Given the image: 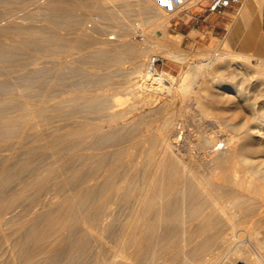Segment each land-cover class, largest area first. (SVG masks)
I'll list each match as a JSON object with an SVG mask.
<instances>
[{"label": "bare ground", "instance_id": "1", "mask_svg": "<svg viewBox=\"0 0 264 264\" xmlns=\"http://www.w3.org/2000/svg\"><path fill=\"white\" fill-rule=\"evenodd\" d=\"M31 6L34 10L26 16L18 12ZM95 13L99 21H107L106 27L99 21L92 28L85 26L84 15ZM130 14L145 25L143 39L132 38L137 32L132 26L113 31L116 36L107 33L111 26L128 24L125 17ZM2 16L7 17V23L5 26L0 20V65L15 53L30 51L32 58H27V65L17 71L20 76L10 83L19 94L4 97L1 95L6 92L0 91V143L28 128L35 130L40 119L49 121L47 129L12 148L10 154H1L0 147V188L18 181L9 197L0 198V245L6 248L5 264H48L59 256L63 264H264L260 238L264 205L251 201L249 195L264 197L258 185L264 184V116L260 112L264 107L259 111L256 100L261 92L244 87L245 76L236 81L235 75H226L233 57L235 63L241 58L238 67L247 71L251 66L247 60L252 58L264 66V54L243 49L220 54L206 48L200 49L199 60L193 63L188 51L181 49L180 38L166 33L171 15L152 0H0L3 21ZM33 21L46 22L47 26L35 28L29 25ZM33 42L40 46L29 50L28 44ZM159 50L183 63V71L195 72L193 90L184 93L186 88H179L184 90L181 97L174 95V76L160 73L157 56L151 54ZM85 51L94 61L87 67L88 74L97 79L94 84L100 89H85L88 83L81 81L70 89L56 90L62 79L65 82V77L82 71ZM42 52L48 55L44 57ZM126 59L132 62L129 79L116 85L125 88L133 103L126 108L129 112L115 111L118 93L109 94L113 79L105 75L113 67L123 71ZM43 76L49 78V92L44 94L46 100L35 104L24 91L34 89ZM8 86L1 87L7 91ZM54 86L56 89L50 90ZM158 102L159 110H143ZM178 102L181 104L176 108ZM73 106L76 113H69ZM192 109L199 113L190 129L178 119ZM239 109L249 116L239 118ZM102 113H106L104 120ZM149 116L161 120L155 123L147 119ZM207 121L219 126L227 144L215 149L220 143L204 131ZM125 140L131 145L123 146ZM183 142L221 169L220 182L218 177L194 174L199 162L193 160L191 149L187 154L182 152ZM39 153H47L54 161L38 160ZM67 157L77 158L79 167L69 169ZM31 166L35 170L28 176L32 182L28 185L21 172ZM54 169L61 175L45 177ZM50 187L59 190L50 192L54 197L43 205L44 213L34 212L38 216H32L27 227L20 226L16 217L10 219L11 215L4 218L29 190L34 189L39 197ZM75 226L79 229L76 232ZM54 244L62 246L59 252L52 249ZM255 248L260 250L259 256H254Z\"/></svg>", "mask_w": 264, "mask_h": 264}, {"label": "rangeland", "instance_id": "2", "mask_svg": "<svg viewBox=\"0 0 264 264\" xmlns=\"http://www.w3.org/2000/svg\"><path fill=\"white\" fill-rule=\"evenodd\" d=\"M42 1H44V0H42ZM203 1H205V0H195V1H193L192 3H190V4H188V5H186L185 7H184V10H182V12H180V13H177V14H175V15H169L170 17V22H169V25L167 26V28H166V33H167V35L168 36H171L172 38H180V40H181V43H180V47H181V49L182 50H184V51H188V53H189V56L190 57H192V59H190L193 63H197L198 62V60H199V56H197V53L200 51V49L201 50H203V49H206V48H209V49H211L212 50V52L213 51H217V53H222V52H225V53H229V52H235V53H238L240 50L239 49H236V48H234V47H227V40L226 39H222V38H220V39H211V40H209V41H205V40H199V42H195V41H191V40H189V39H186V40H184V37L182 36V35H180V34H178V31L175 29V23H176V20L178 19V17L180 16V14H182V13H184V14H187V13H189L193 8H195L197 5H199V4H201ZM156 3V2H155ZM90 4H91V2H90ZM158 5V4H157ZM135 10L137 9V7L136 8H134ZM133 9V10H134ZM34 9H33V6H31L28 10H23V9H18V12L22 15V16H24L25 14L27 15L28 14V12H32ZM162 11V10H161ZM19 13H18V15H19ZM21 15H19V16H21ZM25 15V16H26ZM84 15V14H83ZM96 15V16H95ZM98 14H94V16L92 15V16H86V15H84V17H86L85 19H87V20H85V26H87V28H92L93 26H95V22L97 21H99V19H100V16L98 15ZM8 16V15H7ZM21 16V17H22ZM1 18H4V20H5V22H3L2 21V19H0L1 20V24H4V23H7V17L6 16H2ZM126 18V22L128 23V24H126V25H121V26H111V27H109V30H111V31H107V33L110 35V36H116V33H113V31L115 32V31H118V30H120V29H122V28H129L130 26H132L133 28H135L136 30H137V32L136 33H133L131 36H132V38L133 39H135L136 40V38H137V40H140V38L141 39H143V36L141 35V30H143L144 28H145V25H143V24H141V21L139 22V19H137V18H134V17H132L131 16V14L130 15H128V16H126L125 17ZM128 18V19H127ZM92 21V22H91ZM101 21H103V22H101ZM87 22V23H86ZM100 23H99V25L101 24L103 27H106V26H104V24L105 25H107L106 23H107V21H105V20H103V19H101L100 21H99ZM136 22V24H134ZM34 23V24H33ZM87 24V25H86ZM5 26H6V24H4ZM3 25V26H4ZM29 25H32V26H34L35 28H45L46 26H47V24H46V22H42V21H33L32 23H30ZM139 27V28H138ZM143 28V29H142ZM112 29H114V30H112ZM109 36V37H110ZM136 37V38H135ZM29 46V47H28ZM28 49L29 50H32V49H35L37 46H40V44H39V42L37 43V42H33V43H29L28 44ZM33 48H32V47ZM219 46V47H218ZM35 47V48H34ZM221 47V48H220ZM223 48H225V50L223 49ZM227 49V50H226ZM229 49V50H228ZM227 51V52H226ZM164 51L162 52V50H159L158 52H155V53H151V54H155L156 56H157V62H156V68H157V70L160 72V73H163V72H166V73H169L170 75H172V76H174V78H175V82H174V88L176 89H174V95L176 96H179V97H181V93L184 91H181L182 89L181 88H183V87H185L186 89V91H184V93L186 92H190L191 90H193L192 89V83H193V81H194V77H192V76H194V73L195 72H193V71H189V70H184L183 71V68H184V64L183 63H181L180 61H176L175 59H171L170 58V56L168 55L167 56V54H166V52L164 53ZM48 55V53L47 52H42V56H44V57H46V55ZM86 54V55H85ZM88 53H87V51H85L83 54H82V56H81V58H83V59H81V61H82V66H83V69H82V71L80 72V73H72L69 77H65L64 78V81L65 82H63V79L61 80V82L60 83H58V85L56 86L57 87V89H56V87L54 88V87H52V89L50 88V90H64V88H69L70 89V86L72 85V84H74V83H76V84H79V83H82V82H86V83H88V85H85L87 88H85V86H84V88L85 89H92V90H94V89H100L98 86H96V84H94L96 81H97V79L94 77V76H89V74H88V68L87 67H91L92 66V64L94 63V61L92 60V59H90L89 57H88V55H87ZM166 54V55H165ZM27 55V56H26ZM17 56H19V57H17ZM21 56V57H20ZM85 57V58H84ZM166 57H168V58H166ZM29 59V61H30V58H32V54L30 53V51L29 52H27L26 54H18V53H15V54H13L12 56H10V57H8V58H6L5 60L7 61V59H8V62H3V63H1V65H0V75H2V76H0L1 78H0V80H2V81H0V91L1 92H3V93H5L6 92V95H1V96H4V97H15V96H17V94H19V91L18 90H15V89H11V87H12V84H10L12 81H14V80H16V78H17V75H18V77L20 76V73L19 72H17L18 71V69L20 68V66H23V65H27V62H29V61H27L28 59ZM231 58V57H230ZM10 59V60H9ZM21 59V60H20ZM47 59V58H46ZM45 59V61L47 62V60ZM233 59H235L234 57H233ZM233 59H231V60H229L230 61V64H232L231 66H229V68L227 69V73H226V75L227 76H231V77H233V75H235V80L236 81H238V80H240L241 78H244V76H245V83H244V87H246V88H249V89H251V90H257V91H260L261 93L262 92H264V66L263 65H260V64H257V60L256 59H254L253 60V58L252 59H249V60H247V62L249 63V68L247 69V71H245V70H241L239 67H238V65H239V63L240 62H242V59L241 58H237V61H236V63H235V61H232ZM23 60H24V62H23ZM26 60V61H25ZM42 60H44V58L42 59ZM84 60V61H83ZM127 60V62L124 64V67H123V71L121 70V71H117L114 67L113 68H111V70L109 71V73H107L105 76L106 77H110V80L111 79H113V81H112V83L115 85H113V86H111L110 88H108V90H109V94L110 95H113V94H115V93H118L117 94V103L115 104V107L113 108V110H119V111H126V112H129L126 108H128L129 109V106L133 103V100H132V97L130 96V95H127L126 94V92H125V88L123 87V89L122 88H117V87H119L118 85H116L117 83H120V84H125L127 81H128V79H129V77H128V75H129V72H130V70H131V68H132V62L131 61H129V59H126ZM175 60V61H174ZM45 61H43L44 63H45ZM236 65H235V64ZM131 64V65H130ZM4 65V66H3ZM42 65V67L44 66L43 64H41ZM131 66V67H130ZM203 66V65H202ZM261 66V67H260ZM5 67V68H4ZM256 67V68H255ZM85 68V69H84ZM254 68V69H253ZM259 68V69H258ZM3 69V70H2ZM262 69V70H261ZM2 70V71H1ZM251 70H253V71H251ZM5 71V72H4ZM6 71H8V72H6ZM10 71V72H9ZM117 71V72H116ZM2 73V74H1ZM188 73V74H187ZM233 73V74H232ZM3 74H4V76H3ZM5 74L7 75V76H9L10 77V75H11V77L9 78V77H6L5 76ZM13 74V75H12ZM16 74V75H15ZM78 74V75H77ZM85 74V75H84ZM245 74V75H244ZM81 75H83L84 77H85V79H84V77H82ZM125 75V76H124ZM183 75V76H182ZM241 75V76H240ZM81 76V77H80ZM188 76V77H187ZM3 77V78H2ZM8 78V79H6V78ZM128 77V78H127ZM186 77V78H185ZM41 79H39V83L37 84V86H35L34 87V89H32L31 87L30 88H28V89H26V90H28V91H24L25 93V95H30L31 94V100L33 101V103H35V104H37V103H39V101H41L42 99H45L46 100V97H45V95L44 94H47L48 92H49V87H48V77L47 76H43V77H40ZM74 78H76V79H73ZM82 78H83V80H82ZM6 79V80H5ZM67 79V80H66ZM115 79V80H114ZM193 79V80H192ZM9 80V81H8ZM41 80V81H40ZM73 80V81H72ZM86 80V81H85ZM252 80V82L251 83H256L255 84V86H252L251 84H250V81ZM8 81V82H7ZM71 81V82H70ZM82 81V82H81ZM123 81V82H122ZM182 81V82H181ZM262 81V82H261ZM46 83V84H45ZM64 83V84H63ZM178 83V84H177ZM180 83V84H179ZM182 83H183V85H182ZM185 83H186V86H185ZM189 83V84H188ZM250 84V85H249ZM258 84V85H257ZM7 85H9L8 86V89L9 90H7V91H4L5 89H3V87H1V86H7ZM178 85V86H177ZM249 86V87H247V86ZM260 85V86H259ZM89 86H90V88H89ZM251 86V87H250ZM258 86L260 87V89L258 88ZM64 87V88H63ZM79 87H81L82 88V86H79ZM113 87V88H112ZM254 87V88H253ZM35 88H36V90H35ZM63 88V89H62ZM80 88V89H81ZM112 88V89H111ZM181 89L180 91L178 90V89ZM191 88V89H190ZM116 89V90H115ZM188 89V90H187ZM39 91V93L38 92H34V91ZM46 90V91H45ZM81 90H84L83 88L81 89ZM263 90V91H262ZM31 91V92H30ZM122 91V92H121ZM176 91V92H175ZM7 92H10L9 94H7ZM12 92V93H11ZM27 92H29V93H27ZM111 92V93H110ZM115 92V93H114ZM14 93V94H13ZM27 93V94H26ZM38 93V94H37ZM119 93H120V95H119ZM176 93V94H175ZM183 93V94H184ZM259 93V95H258V97H257V102H258V105L260 106H258L259 108H258V110L260 111L261 110V107L263 106L264 107V93ZM121 94H123V95H125V96H121ZM261 95V96H260ZM252 98H253V96L252 95H250ZM260 96V97H259ZM121 97V98H120ZM37 98H39V100L37 99ZM41 98V99H40ZM131 99V100H130ZM123 103H122V102ZM125 101V102H124ZM126 104H127V106H126ZM180 102H178L175 106H176V108H179L180 107ZM262 104V105H261ZM47 105H49V104H45V106H47ZM77 106V108H75ZM76 106H73L71 109H73L74 110V108L77 110V111H79V105L78 104H76ZM122 108V109H121ZM152 108V109H151ZM159 108H160V103L158 102L157 104L155 103V105L153 104L152 106H144L143 107V110L145 111V112H147V111H151V110H159ZM68 109H70V108H67L66 109V111H68ZM70 109V110H71ZM68 111L69 113L71 112V113H76V111L74 110V111ZM193 111V112H192ZM239 111V118H245V117H248L249 116V114L247 113V111H245L244 109H239L238 110ZM261 112V114H262V112H263V116H264V110L263 111H260ZM136 113V112H135ZM199 113V110H196V109H192L189 113H186V114H184L182 117H179V119H178V122H180V124L182 123V124H187V125H189V127H190V129H192V128H194V126H195V115H197ZM134 113H132V114H129L128 115V117H130V116H132ZM188 114V115H187ZM78 115V114H77ZM248 115V116H247ZM187 116V117H186ZM100 117H101V119L102 120H104V119H106L107 117H106V113H102V114H100ZM181 118V119H180ZM147 119H149V120H151V121H157V122H155V123H158V121L159 120H161V118L160 117H157V116H149ZM155 119V120H154ZM180 120V121H179ZM38 121H39V119H38ZM210 123V124H209ZM48 124H49V121L48 120H46V119H40V121H39V125H37V127L38 128H36L34 131L32 130V129H26L25 130V132L23 133V134H18V135H16V136H14V137H12V138H10V139H8V140H5V141H2L0 144H4V145H0V147H1V154H10L11 152H13V151H11L12 150V148H16V146L17 147H20L21 145H24L25 143H28V142H30L31 140H33V138H34V136L35 135H37L38 134V132L40 133L41 131H44V129H47V126H48ZM212 122H210V121H207V122H205V125H204V131L206 132V134L209 136V137H211L212 138V140H214L215 139V142H219L220 144L215 148V149H217L218 147H222V145L223 144H225L226 142H223L225 139H226V137L224 136V134L221 132V130H220V128H219V126H217L216 124H213ZM41 125H42V127H41ZM40 126V127H39ZM179 126H181V125H179ZM41 128V129H40ZM140 131H137L136 133H135V135H137V133H139ZM213 133V134H212ZM30 134V135H29ZM21 135V137H19L18 138V136H20ZM27 136V137H26ZM218 136V137H217ZM29 138V140H27ZM217 140V141H216ZM20 141L21 143H18V142ZM3 142H5V143H3ZM188 142V141H187ZM187 142H183L181 145V150H183L182 152L183 153H185V154H187L188 152H189V150H190V152H191V156L193 157V160L196 162V163H198V166L196 167V170L197 171H195V175L197 174V176L199 175V177H204V175H207L208 177H210L211 176V178H213V179H215L216 180V178H217V182H220V181H218L219 180V177H220V171H221V169H219V168H217L216 167V165H215V163L214 162H212V160L208 157V158H205V160L203 159L204 157H202L203 155L202 154H200L199 152H196V150L195 149H193V148H189L190 146L188 145V143ZM8 143V144H7ZM130 142H128L127 140H125L124 141V143H123V146H129V145H131V143L129 144ZM221 143H223V144H221ZM227 144V143H226ZM9 145V146H8ZM29 146H30V144H29ZM32 146V145H31ZM226 147H227V145H226ZM225 147V148H226ZM214 149V148H213ZM3 151V152H2ZM134 151V153L136 154L138 151L137 150H133ZM212 151V150H211ZM200 155V156H199ZM49 155L46 153H42V154H38V160H40V159H43V161L44 162H46V161H48L49 162V160H47L48 158L50 159V162H52V161H54V160H52L50 157H48ZM40 157H43V158H40ZM45 157V158H44ZM197 157V158H196ZM69 157H67L66 158V163L68 164V165H66L67 167H69L70 166V168L69 169H74V167L76 168V167H79V161H78V159L77 158H75V157H73V158H69ZM262 159V161L264 160V156H262L261 157ZM196 159H197V161H196ZM46 160V161H45ZM40 161H42V160H40ZM42 161V162H43ZM210 161V162H209ZM12 165V166H11ZM75 165H77V166H75ZM10 167L12 168H15V163H11L10 164ZM72 167V168H71ZM35 168V166H31V167H28L26 170L28 171H22L21 172V174L23 175H21L23 178H22V180L23 181H25L26 183H27V181L28 180H30V179H28V176L32 173V172H34V169ZM216 168V169H215ZM206 171V172H205ZM60 171H58L57 172V170L56 169H54V171L52 172V173H48V174H46L45 175V177H47L48 179H50V178H52V177H54V176H58L60 173H59ZM59 173V174H58ZM211 173V174H210ZM214 173V174H213ZM219 174V175H217V174ZM209 174V175H208ZM213 174V175H212ZM61 175V174H60ZM59 175V176H60ZM213 176V177H212ZM214 176H215V178H214ZM29 182V181H28ZM30 183V182H29ZM28 183V185H31V183L29 184ZM261 183L262 182H260V184H258L259 186H261L260 188H259V191L262 193L263 191H264V187H263V183H262V185H261ZM9 184V185H8ZM7 185V188L5 187L6 185H4V186H2L1 188H0V198H4V197H9V195H11L12 193H13V191H15L14 189L16 188V186H17V184H18V181L17 180H13V181H11V182H9ZM250 183H248V185H249ZM254 184L253 183H251L249 186H250V188H253L254 186H253ZM11 186V187H10ZM4 187V188H3ZM2 188H3V190H2ZM53 188V189H52ZM263 190H262V189ZM6 189V190H5ZM261 189V190H260ZM46 190V189H45ZM45 190L44 191H41V193H40V195H42V196H40L39 195V197H37L38 195H35L36 194V191L34 190V189H31V190H29L31 193H32V195H30V192H29V194H27V197H25L24 199L23 198H21V200L20 199H18L17 201H16V203L14 204V206L9 210V211H6L5 213H4V218L7 216L8 217V215H11V216H13V217H11V216H9V217H11L10 219H13L14 217H16V218H18L19 219V225L21 226V225H23L24 227H27L29 224H30V218H33L34 216H38V214L39 213H41L42 212V209L44 208V204L46 203H48V202H50V200H51V198L53 199V197H54V195L53 194H55L58 190H59V187L58 188H56V187H50L49 188V190L47 189L46 190V192H45ZM18 192H20V191H17V193ZM27 192V193H28ZM35 192V193H34ZM43 192H45L44 194H43ZM50 192H52V193H50ZM5 194V195H4ZM252 194V195H251ZM255 194V195H254ZM250 193L249 195L251 196V201H257V203H259V204H261V202H262V204L264 205V197H261V196H259L258 194L256 195V193ZM264 194V193H263ZM31 196V197H30ZM52 196V197H51ZM256 196V197H255ZM50 197V198H49ZM253 198V199H252ZM19 201V202H18ZM34 205H33V204ZM36 203V204H35ZM256 203V202H255ZM256 203V204H257ZM17 204V205H16ZM32 206V207H31ZM43 207V208H42ZM38 208V210H36ZM36 210V211H35ZM41 211V212H40ZM13 212V213H12ZM35 212V214H36V212L38 213L37 215H35V214H33ZM12 213V214H11ZM44 212H42V214H43ZM5 214H6V216H5ZM18 214V215H17ZM32 214V215H31ZM16 215V216H15ZM30 215H31V217H30ZM41 215V214H40ZM24 216L25 217H27V218H25L24 219ZM33 216V217H32ZM15 218V219H16ZM7 219H9V218H7ZM14 219V220H15ZM18 219H17V221H18ZM24 219V220H23ZM27 219V220H26ZM24 222H26L27 224H25ZM1 224L3 225V220H0V227H1ZM18 224H17V226H19ZM27 225V226H26ZM19 226V227H20ZM22 226V227H23ZM77 227L75 226V232L76 231H78L79 229L77 228ZM64 233V232H63ZM260 238L262 239V241L264 242V230H263V232L261 233V235H260ZM59 247V248H58ZM62 248V246L60 247L59 245H57V244H54L53 245V250L55 249V251L56 252H59V250ZM57 249V250H56ZM5 250H6V248H5V246H2V245H0V264H5V262H6V255H5ZM254 256L256 255V256H259L260 254H261V252H260V250L259 249H257V248H255L254 249ZM256 252H258V253H256ZM4 256H5V258H4ZM57 258H60V259H57ZM55 258H53V259H51V260H49V262H48V264H63L64 262L62 261V258L59 256V257H56V259L54 260ZM62 261V262H61Z\"/></svg>", "mask_w": 264, "mask_h": 264}, {"label": "crops", "instance_id": "3", "mask_svg": "<svg viewBox=\"0 0 264 264\" xmlns=\"http://www.w3.org/2000/svg\"><path fill=\"white\" fill-rule=\"evenodd\" d=\"M213 1L205 0L189 13L180 14L175 23L178 34L182 35L184 40L195 42L222 38L236 49H243L252 54H264V3L255 0L258 3L256 6L252 0H240V4H232L225 8L222 14H217L208 9Z\"/></svg>", "mask_w": 264, "mask_h": 264}, {"label": "built area", "instance_id": "4", "mask_svg": "<svg viewBox=\"0 0 264 264\" xmlns=\"http://www.w3.org/2000/svg\"><path fill=\"white\" fill-rule=\"evenodd\" d=\"M156 2L168 15H175L184 10V6L195 0H152ZM232 4H240V0H214L209 6V11L222 14L223 10Z\"/></svg>", "mask_w": 264, "mask_h": 264}]
</instances>
